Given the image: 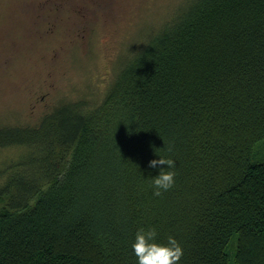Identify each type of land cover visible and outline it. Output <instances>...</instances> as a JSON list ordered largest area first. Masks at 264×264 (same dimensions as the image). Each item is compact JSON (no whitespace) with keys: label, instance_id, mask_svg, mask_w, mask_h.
I'll return each mask as SVG.
<instances>
[{"label":"trees","instance_id":"obj_1","mask_svg":"<svg viewBox=\"0 0 264 264\" xmlns=\"http://www.w3.org/2000/svg\"><path fill=\"white\" fill-rule=\"evenodd\" d=\"M3 130L26 155L3 170L0 264H138L141 227L178 264H264V0H183L100 104Z\"/></svg>","mask_w":264,"mask_h":264},{"label":"rangeland","instance_id":"obj_2","mask_svg":"<svg viewBox=\"0 0 264 264\" xmlns=\"http://www.w3.org/2000/svg\"><path fill=\"white\" fill-rule=\"evenodd\" d=\"M182 1L0 0V130L39 125L62 102L100 104ZM23 146L0 147V184Z\"/></svg>","mask_w":264,"mask_h":264},{"label":"clouds","instance_id":"obj_3","mask_svg":"<svg viewBox=\"0 0 264 264\" xmlns=\"http://www.w3.org/2000/svg\"><path fill=\"white\" fill-rule=\"evenodd\" d=\"M171 149H169L170 151ZM158 165H166L161 168L159 175L151 178V187L155 196L162 195V192L169 190L174 185L175 168L174 160L159 155V159L149 161V167L156 168ZM157 232L154 228H139L131 245L137 257L138 264H178L183 255V249L175 238L169 236L167 243L156 241Z\"/></svg>","mask_w":264,"mask_h":264}]
</instances>
